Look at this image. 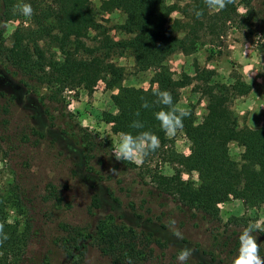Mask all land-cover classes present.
Returning <instances> with one entry per match:
<instances>
[{
  "label": "trees",
  "instance_id": "1",
  "mask_svg": "<svg viewBox=\"0 0 264 264\" xmlns=\"http://www.w3.org/2000/svg\"><path fill=\"white\" fill-rule=\"evenodd\" d=\"M19 2L30 3L34 14L25 17L14 11V5ZM201 9L203 15L197 18L196 12ZM99 10L106 14L119 11L125 17L117 27L125 38L110 37L111 29L100 24L90 0H0V80L8 89V101L23 105L30 112L29 128L36 139H48L52 147L66 149L67 153L70 148L77 150L75 167L89 170V174L99 173L90 165L95 159L98 165L113 163L125 170L135 166L117 161L105 142L73 122L62 96L64 89L82 87L92 94L96 85L103 82L106 89L116 90L110 96L116 112L103 115L112 133L135 135L150 131L159 137V148L148 156L162 152L163 159L174 166L173 174L152 175L150 188L140 180L131 182L134 187L146 188L143 195L146 200L157 202L159 223L136 213L128 218L120 208L119 198L109 192L107 196L113 203L110 205L101 198L95 184L93 188L98 191L92 194L88 208L93 222L83 229L65 222L57 226L61 234L59 264H82L94 244L110 264H128L129 259L132 264H144L153 252L147 248L148 244L171 247L177 237L160 222L163 217L180 215L215 221L219 218L218 206L231 199L240 200L247 208L264 205V120L256 128L239 126L232 102L247 96L252 89L240 77L225 84L214 79V70L196 67L193 76L183 74L174 78L167 65L173 54L196 52L203 45L200 32L220 36L225 25L237 15L235 0L220 11H210L204 0H185L182 7L177 3L169 5L166 0H102ZM175 11L187 21L174 19L169 23ZM10 21L20 24L11 35L10 46H5L2 25ZM90 32H93L91 39ZM89 39L92 45L86 44ZM125 53L133 57L137 71L154 69L155 86L147 89L123 86L124 68L113 57ZM192 84L206 105L199 123L193 108L186 109L188 116L180 130L190 143L189 153L163 151L169 140L155 113L164 106L156 102L154 92L169 90L177 104L180 91ZM145 101L149 107L142 106ZM135 120L144 127L131 128ZM2 139L10 151L12 142ZM230 144L242 148L238 158L230 155ZM192 173L197 176L196 182L190 179ZM183 174L189 178L184 180ZM41 200L53 206H60L63 201L52 182L45 185ZM107 206L111 209L107 210ZM10 211H14L16 220H9ZM35 222V203L24 183L16 177L5 191L0 190V223L9 235L0 246V264L32 261L29 257L36 251ZM213 239L219 248L222 244L218 235ZM177 243L174 248H193L192 258L186 264H224L213 254L218 248L205 251L184 238Z\"/></svg>",
  "mask_w": 264,
  "mask_h": 264
},
{
  "label": "rangeland",
  "instance_id": "2",
  "mask_svg": "<svg viewBox=\"0 0 264 264\" xmlns=\"http://www.w3.org/2000/svg\"><path fill=\"white\" fill-rule=\"evenodd\" d=\"M90 1L97 12L100 24L111 29L110 37L114 40L125 38L126 36L117 28L125 17L119 11L109 14L101 12L99 7L102 0ZM166 2L169 5L177 3L181 7L185 4V0ZM235 2L237 15L225 25L220 36L200 32L203 45L190 55L181 53L171 55L167 65L174 78H179L183 74L193 76L195 68L199 67L214 70V79L218 82L229 84L238 76L250 84L252 86L250 93L235 99L232 102V109L238 117L240 127L256 128L262 126L264 120V0ZM174 19L187 21V18L177 11L171 13L168 22L172 23ZM19 24V21H10L6 24L3 34L5 46H10L11 35ZM92 36L93 32H90V39ZM90 39L86 40V44H93ZM113 60L124 68L123 86L143 89L155 86L154 69L137 71L130 54L114 56ZM3 82L0 80V190L5 191L8 184L17 177L24 183L35 203L36 251L35 254L31 253V256L29 254L32 261L26 264L60 263L61 234L57 226L60 222H65L83 229L91 224L93 219L88 214V208L92 194L98 191L97 188L102 194L101 198L107 200L110 205L113 203L107 196L109 192L119 198L120 208L128 218L131 213H136L157 222L156 218L160 211L157 202L146 200L143 196L146 188L134 187L131 182L140 180L141 184H147V188H150L153 186L152 175H172L174 166L163 159L162 152L156 156H147L140 164L130 162L135 167L128 170L123 167L116 168L113 163L98 165V159L90 162V165L99 172L98 175L89 174V170L83 168L78 170L75 167V162H78L75 154L77 150L73 151L70 148L67 153L66 149L52 147L48 139L38 141L29 128L32 123L30 112L25 110L23 105L8 101L9 92ZM113 93H116V90L106 89L103 82L96 85L92 94H88L82 87L66 88L62 93L66 110L72 114L73 122L97 140L105 142L112 151L113 146L119 144L121 135L111 132L110 125L106 123L103 115L116 112L110 98ZM177 104L185 109L193 108L196 123H199L205 114V100L193 84L180 91ZM2 137L12 142L10 151ZM168 140L163 151L174 150L184 155L189 153L190 143L181 130L173 136H168ZM241 152V147L230 144L229 153L233 158H238ZM112 168H116L120 172L119 175L115 176L110 171ZM100 176L102 180H99ZM182 178L186 180L189 176L183 174ZM190 179L196 182V174L192 173ZM48 182L57 185L63 199L60 206H53L41 200ZM95 184L97 188H93ZM218 207L219 218L215 221L180 215L172 216L173 219L163 217L160 222L171 232L178 230L181 238L176 237L172 240L171 247L163 248L148 244L144 240V244H148L147 248L153 251L144 264H179L177 254L183 246L182 248L173 246L182 238L190 245L197 244L205 251L217 249L218 244L213 239L215 235H218L222 245L213 253L214 256H217L218 260H223L224 264H232L238 255L239 235L249 223L257 225L261 230L256 236L257 242L262 245L260 255L264 257V235H261L264 233V205L247 208L240 200L231 199ZM106 209L110 210L111 206H107ZM8 217L10 221L16 220L14 211H10ZM172 221L175 222L174 225ZM82 264L110 263L94 244L87 251Z\"/></svg>",
  "mask_w": 264,
  "mask_h": 264
},
{
  "label": "clouds",
  "instance_id": "3",
  "mask_svg": "<svg viewBox=\"0 0 264 264\" xmlns=\"http://www.w3.org/2000/svg\"><path fill=\"white\" fill-rule=\"evenodd\" d=\"M210 11H220L231 4L233 0H204ZM14 11H18L25 17H31L34 14V9L30 3L19 2L14 5ZM203 15V9L196 12L197 18ZM5 26L6 25H2ZM157 97L156 102L163 105L160 111L155 113V118L160 122L161 129L168 136H173L183 127V120L188 116L185 108L180 107L174 102L173 95L169 90L155 91ZM149 107L148 103L142 105ZM139 115V113H137ZM134 129H142L143 123L135 120L130 125ZM160 146L159 137L150 131H141L137 134L126 132L121 134V139L118 145L113 146L112 154L117 161H127L135 164H140L151 153L157 150ZM115 175H119L116 168L110 169ZM174 225L175 222L172 221ZM261 230L257 225L249 223L243 228L239 235L238 255L233 259L232 264H264V257L260 255L261 244L257 242L256 233ZM178 238H181V233L177 230L174 233ZM9 239L8 233L4 231V224L0 223V246ZM193 255L191 248L185 247L177 254L179 264H186L189 258ZM128 264H132L129 259Z\"/></svg>",
  "mask_w": 264,
  "mask_h": 264
},
{
  "label": "crops",
  "instance_id": "4",
  "mask_svg": "<svg viewBox=\"0 0 264 264\" xmlns=\"http://www.w3.org/2000/svg\"><path fill=\"white\" fill-rule=\"evenodd\" d=\"M262 124H263V122H262Z\"/></svg>",
  "mask_w": 264,
  "mask_h": 264
}]
</instances>
